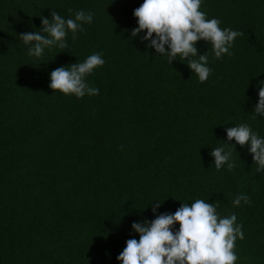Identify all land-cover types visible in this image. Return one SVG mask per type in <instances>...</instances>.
I'll list each match as a JSON object with an SVG mask.
<instances>
[{
    "label": "trees",
    "instance_id": "obj_1",
    "mask_svg": "<svg viewBox=\"0 0 264 264\" xmlns=\"http://www.w3.org/2000/svg\"><path fill=\"white\" fill-rule=\"evenodd\" d=\"M143 0H0V264H118L133 222L174 214L180 203H213L235 214L244 239L236 264H264V171L247 145L225 130L253 118L254 87L264 80V0H202L206 19L242 33L231 55L207 52L211 74L200 83L179 56L147 49L133 10ZM93 14L66 48L28 55L19 39L41 32L56 12ZM100 53L105 63L86 82L99 89L77 99L49 89L51 71ZM234 145V167L217 171L211 149ZM249 197L233 206L239 194ZM178 225L173 226V231Z\"/></svg>",
    "mask_w": 264,
    "mask_h": 264
},
{
    "label": "clouds",
    "instance_id": "obj_2",
    "mask_svg": "<svg viewBox=\"0 0 264 264\" xmlns=\"http://www.w3.org/2000/svg\"><path fill=\"white\" fill-rule=\"evenodd\" d=\"M202 0H143L133 10L136 27L131 31V38L140 33V43L147 49L167 58L170 65L179 56L187 58L188 69L195 73L200 83L211 74L208 67L207 52L197 56L195 44L203 41L211 46L213 56L219 60L224 55H231L234 40L242 33L228 28L221 29L216 18L206 19L200 11ZM93 22V14L83 10L76 11L72 17L65 18L51 13V21L40 19L42 33L32 31L19 36L27 46L28 55L39 59L45 49L52 47L66 48V37L76 40L77 34L85 25ZM105 63L100 53L88 56L81 63L60 67L49 74V89L63 95H72L77 99L99 94V89L89 86L86 77ZM257 101L253 108V118H264V80L257 81L253 89ZM226 141L244 147L251 156L256 171H264V137L253 132L249 125L240 124L225 130ZM229 150L223 147L211 149L210 156L217 171L224 167L231 171L234 167L231 156L234 145L227 142ZM248 204L249 197L243 193L237 195L232 203L240 206ZM160 202L152 206L155 218L151 221L133 222L131 231L138 235L128 239L125 247L116 257L118 264H236L234 251L237 239L243 240L242 225L235 223L236 215L221 217L213 203L196 199L189 204L180 203L174 214H155ZM178 228L173 231V226Z\"/></svg>",
    "mask_w": 264,
    "mask_h": 264
}]
</instances>
